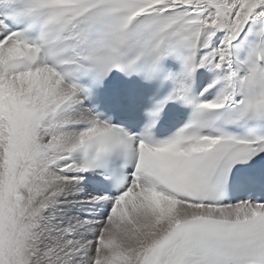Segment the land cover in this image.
Masks as SVG:
<instances>
[{
  "label": "snow or ice",
  "instance_id": "snow-or-ice-1",
  "mask_svg": "<svg viewBox=\"0 0 264 264\" xmlns=\"http://www.w3.org/2000/svg\"><path fill=\"white\" fill-rule=\"evenodd\" d=\"M0 264H264V0H0Z\"/></svg>",
  "mask_w": 264,
  "mask_h": 264
}]
</instances>
